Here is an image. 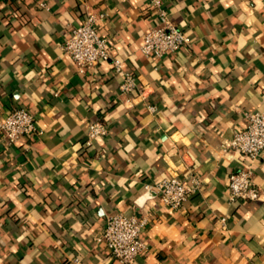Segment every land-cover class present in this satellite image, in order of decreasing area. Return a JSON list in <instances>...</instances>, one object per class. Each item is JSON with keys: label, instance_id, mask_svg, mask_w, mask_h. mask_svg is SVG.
I'll list each match as a JSON object with an SVG mask.
<instances>
[{"label": "crops", "instance_id": "obj_1", "mask_svg": "<svg viewBox=\"0 0 264 264\" xmlns=\"http://www.w3.org/2000/svg\"><path fill=\"white\" fill-rule=\"evenodd\" d=\"M163 2L190 40L157 57L139 51L149 0H0V120L23 106L41 130L0 138V264H119L94 239L114 211L148 215L131 264H264V152L223 149L264 107V0ZM87 9L143 98L126 101L110 61L79 72L62 51ZM93 121L107 133L88 145ZM248 168L260 198L230 201ZM190 174L201 186L180 209L144 188Z\"/></svg>", "mask_w": 264, "mask_h": 264}, {"label": "built area", "instance_id": "obj_2", "mask_svg": "<svg viewBox=\"0 0 264 264\" xmlns=\"http://www.w3.org/2000/svg\"><path fill=\"white\" fill-rule=\"evenodd\" d=\"M149 4L155 11V20L146 28L139 51L145 56L161 57L187 45L190 40L188 35L173 22L163 0H149ZM103 18V13L87 9L83 20L71 27L61 49L71 58L79 72L110 61L113 70L121 75L119 91L131 103L133 98L130 94L136 91L137 96L143 98L145 88L138 87L136 75L124 67L122 60L111 57L109 41L99 32ZM149 108L154 109V106L149 105ZM244 116L245 125L233 132L223 149L255 160L264 152V107L247 111ZM39 133L41 130L34 114L23 106L11 109L0 120V138L8 144L16 142L22 136ZM106 133V124L101 121L90 122L86 129V143L91 145L95 138ZM200 186L201 180L194 174H190L188 184L176 175L144 183L146 191H152L164 206L172 209L182 208L187 198L197 192ZM227 191L230 201L256 200L261 196L249 168L238 169L229 174ZM147 223V214L110 212L105 216L102 230L94 239L103 244L119 264H131L147 248L140 237ZM220 224L222 228L225 227L224 217L220 219ZM74 261L77 262L78 259L75 258Z\"/></svg>", "mask_w": 264, "mask_h": 264}]
</instances>
